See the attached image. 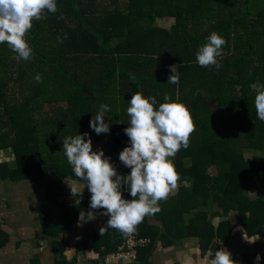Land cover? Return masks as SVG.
I'll list each match as a JSON object with an SVG mask.
<instances>
[{
  "label": "trees",
  "instance_id": "1",
  "mask_svg": "<svg viewBox=\"0 0 264 264\" xmlns=\"http://www.w3.org/2000/svg\"><path fill=\"white\" fill-rule=\"evenodd\" d=\"M243 3L56 0L58 11L34 20L26 34L33 50L30 61L17 62L8 46L0 44V152L10 151L13 157L11 167L0 165V175L31 180L39 194L48 190L39 210L47 238L64 231L90 202L88 193L78 207L57 201L64 195L63 182L76 179L62 141L87 132L93 151L94 141L104 142L107 155L116 158L115 168L122 170L119 153L125 148L122 141L129 142L124 133L127 107L136 91L154 96L158 104L165 95L185 104L195 124L189 147L174 159L180 176L177 194L159 202L156 215L166 228L162 239L174 243L196 237L204 250L216 239L226 241L233 227L228 220L217 229L212 226L208 212L214 206L224 217L237 213L250 236L264 238V160L249 162L244 152L264 155V121L256 117L255 93L249 87L264 84V6L251 2L253 14L245 15ZM162 18L173 19L172 25L158 26ZM213 31L227 41L218 69L196 62L198 48ZM171 65H179L178 84H168ZM38 73L41 82L35 79ZM102 104L110 108L105 113L110 133L97 135L89 124ZM124 171L122 176L131 170ZM48 174L55 182L44 181ZM256 188L257 198L250 199L247 192ZM121 191L131 199L126 188ZM113 231L115 246L104 244L108 253L126 238ZM135 233L150 241L138 251L141 260L159 234L147 230L145 220Z\"/></svg>",
  "mask_w": 264,
  "mask_h": 264
},
{
  "label": "clouds",
  "instance_id": "2",
  "mask_svg": "<svg viewBox=\"0 0 264 264\" xmlns=\"http://www.w3.org/2000/svg\"><path fill=\"white\" fill-rule=\"evenodd\" d=\"M58 11L56 0H0V44H6L14 53L17 62L30 61L33 50L26 40V34L32 29L33 21L45 19L47 14ZM64 39H67L65 34ZM58 42L62 40L58 37ZM227 41L213 31L206 43L196 52V62L200 67H220L217 58L223 55V46ZM179 65L169 66L171 75L168 84L180 81ZM37 82L42 77L35 76ZM131 83L136 77L129 74ZM255 93L254 106L256 117L264 121V84L249 85ZM164 103L157 102L154 96L145 97L136 91L128 102L127 115L130 118L124 129L129 138V146L119 153V161L129 168L127 176L118 175L103 150L93 151L89 133L68 136L63 141V154L71 166L76 179L67 183L74 204L81 203L85 188L90 192V210H80L77 226L94 220V211L104 209L101 215L108 216L107 224L99 230L100 236L108 229L118 230L128 236L134 234L145 217L154 216L161 211L159 202L166 200L177 189L180 180L174 164L176 154L189 147L190 135L195 131V124L188 107L178 101H172L167 95ZM110 111L107 104H102L93 115L90 128L97 135L110 133V124L105 122V113ZM115 178V179H113ZM126 188L131 199L123 198L121 189ZM255 196V193H249ZM243 240L253 245L260 241L258 233L249 235L242 230ZM75 251L66 249L71 257ZM261 256H255L254 264H259ZM180 264H239L232 259V254L224 247L206 252L196 249L194 253H182Z\"/></svg>",
  "mask_w": 264,
  "mask_h": 264
},
{
  "label": "crops",
  "instance_id": "3",
  "mask_svg": "<svg viewBox=\"0 0 264 264\" xmlns=\"http://www.w3.org/2000/svg\"><path fill=\"white\" fill-rule=\"evenodd\" d=\"M95 142H93L94 151L103 150L105 156L109 157L105 145L104 147L101 146L102 141ZM0 154V165L6 164L11 167L13 157L6 151L0 152ZM110 163L115 165L116 158L112 157ZM119 170H123L122 174L125 172L124 168L122 170L116 168L117 174ZM122 174L119 173L118 175ZM55 180L53 175L48 174L44 177V181L49 183H53ZM71 181V179H67L63 182L64 195L59 197L57 201L66 204L68 207H78L81 203L78 206L74 204L67 184ZM178 186L179 184L177 188ZM186 186L188 187L187 184ZM47 191L44 190L40 194L36 193L31 180L13 181L8 178L2 179L0 175V264H103L107 254L116 252H106L107 247L104 245L115 246L116 241L113 236L115 231L108 229L103 236L99 234L100 228L105 226L109 219L108 216L101 215L105 211L104 209L94 211L96 218L84 223L81 227L77 226L78 214L75 221L70 223L64 231H61L56 237L47 238L42 230L39 212L43 207L44 195ZM258 192V188L254 189L252 193H255V196L250 195L251 199H256ZM86 193L91 196L85 188L82 199ZM176 194L177 189L169 197H175ZM87 208L90 210L88 205L83 208L85 213L89 211ZM208 215L215 229L225 220H228L233 227L226 241L223 242L219 239L213 241L214 245L211 248L213 252L224 247L232 254V259L239 264H242V259H245L249 264H254L255 256L259 253L261 256L259 264H264V238L260 236L261 239L257 243L247 244L242 238L241 233L244 229L237 213L233 212L224 217L221 210L214 206ZM144 220L147 230L153 228L158 230L157 240L149 246L150 252L147 255L146 253L141 255V260L133 263L124 262L123 264H180L182 253H194L197 248L201 252L208 250L202 249V242L196 237H183L175 240L174 243L166 239L163 240L162 235H165L166 228L157 215L147 216ZM175 234L177 235V233ZM179 235L181 236L182 233ZM66 249H73L75 253L69 258L66 255Z\"/></svg>",
  "mask_w": 264,
  "mask_h": 264
},
{
  "label": "built area",
  "instance_id": "4",
  "mask_svg": "<svg viewBox=\"0 0 264 264\" xmlns=\"http://www.w3.org/2000/svg\"><path fill=\"white\" fill-rule=\"evenodd\" d=\"M123 145L125 147L129 146V142H123ZM122 168H125L123 164ZM125 237L124 242L116 252L107 254L103 264H123L124 262L133 263L137 261L139 249L148 247L150 243L148 239L137 237L136 233Z\"/></svg>",
  "mask_w": 264,
  "mask_h": 264
},
{
  "label": "rangeland",
  "instance_id": "5",
  "mask_svg": "<svg viewBox=\"0 0 264 264\" xmlns=\"http://www.w3.org/2000/svg\"><path fill=\"white\" fill-rule=\"evenodd\" d=\"M242 1L246 3V4L243 3V6H244L243 8H244V14L245 15H251V14H253L252 13V10L250 8L251 2L256 3L258 5V7L264 6V4L260 0H249V1L248 0H242ZM172 22H173V19H170V18H162V19H158L156 21V24L158 26H161V27L169 28L172 25ZM104 145H105L104 142H101V146L104 147ZM247 145H248V143L243 142V145L242 146L247 148ZM2 152H4V151H2ZM6 152H7V154H9L12 157L10 151H6ZM244 152H245V158L249 162H255V161H262V160H264V155L263 154H259L257 152L251 151V150H245ZM120 168H122V164H121ZM119 173L122 174V171L119 170ZM249 198L251 199L250 195H249Z\"/></svg>",
  "mask_w": 264,
  "mask_h": 264
}]
</instances>
